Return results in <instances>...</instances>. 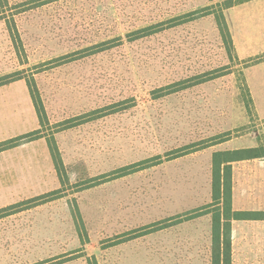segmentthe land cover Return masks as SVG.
I'll list each match as a JSON object with an SVG mask.
<instances>
[{
  "label": "rangeland",
  "instance_id": "374dc122",
  "mask_svg": "<svg viewBox=\"0 0 264 264\" xmlns=\"http://www.w3.org/2000/svg\"><path fill=\"white\" fill-rule=\"evenodd\" d=\"M225 1L0 0V82L35 80L46 176L0 179V211L27 202L0 212V264L212 263L213 156L264 151Z\"/></svg>",
  "mask_w": 264,
  "mask_h": 264
},
{
  "label": "crops",
  "instance_id": "0c3cea01",
  "mask_svg": "<svg viewBox=\"0 0 264 264\" xmlns=\"http://www.w3.org/2000/svg\"><path fill=\"white\" fill-rule=\"evenodd\" d=\"M230 12L231 18L233 17L231 30L237 55L241 60L253 59V64L245 70L246 84L258 116L264 120V58L255 60L264 55V0H245ZM6 87H0V145L29 134L35 130L37 122L36 108L31 96L11 95L7 94L8 91L4 93ZM35 144V140L25 141L1 151L0 179H20V176L23 179L46 178L43 171H37L36 162L41 160V156L34 150ZM236 150L243 149L227 151ZM27 153L28 169L20 173L19 164L22 161L19 156ZM232 169L233 210L261 214L255 218L232 222L233 264H264V157L234 162Z\"/></svg>",
  "mask_w": 264,
  "mask_h": 264
},
{
  "label": "trees",
  "instance_id": "16d2710c",
  "mask_svg": "<svg viewBox=\"0 0 264 264\" xmlns=\"http://www.w3.org/2000/svg\"><path fill=\"white\" fill-rule=\"evenodd\" d=\"M242 0H227L221 4H218L221 9V15L217 17L218 26L220 28L223 42L230 54L235 51L234 41L230 33V28L225 17L224 12L238 5ZM239 2V3H238ZM14 22V21H13ZM11 33L17 32L16 25L9 26ZM19 40V39H18ZM15 45L19 48L16 37L13 36ZM25 77L21 75H15L14 78H10V81L0 82V87L18 80H22ZM30 96L35 105L39 118H42L44 108L41 101L36 97V84L34 79H26ZM170 92L169 94H171ZM40 120V119H39ZM41 123V121H40ZM39 133V130L33 132L31 135L19 137L9 142L0 145V152L8 150L19 144L33 140ZM32 138V139H31ZM259 149H243L236 151H220L216 152L213 156V247H212V263L211 264H233V250L231 241V229L232 222L235 220H246L258 217L261 214L236 212L232 207V191H233V169L232 164L234 162H240L245 160H253L264 157V151L259 152ZM27 202L18 203L1 210L0 212L8 211L11 209H20Z\"/></svg>",
  "mask_w": 264,
  "mask_h": 264
}]
</instances>
